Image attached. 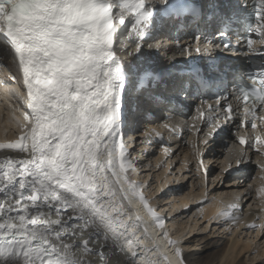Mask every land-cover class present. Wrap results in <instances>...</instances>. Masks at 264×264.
<instances>
[{
    "label": "snow or ice",
    "instance_id": "obj_1",
    "mask_svg": "<svg viewBox=\"0 0 264 264\" xmlns=\"http://www.w3.org/2000/svg\"><path fill=\"white\" fill-rule=\"evenodd\" d=\"M205 18L213 22L211 35H194L179 48L181 56L195 52L215 65L213 53L222 47L264 60V0H237L231 10L193 0H0V70L12 81L0 86L11 88L20 103L16 133L0 140V264H173L168 248L175 264H186L180 243L165 233L162 248L141 215L146 211L165 228L145 183L134 179L137 164L126 132L131 92L138 89L149 104V89L168 77L137 67L134 79L125 58L138 54V60L145 46L162 47L149 43L158 21ZM240 21L242 32L235 27ZM192 79L198 88L210 85L199 68ZM240 80L227 97L201 100L193 120H203L206 131L191 124L203 136L191 144L192 154L206 179L199 144L211 147L234 122L238 144L258 157L257 186L245 190L252 189L264 212V63L250 66ZM231 99L238 101L235 108ZM171 119L162 127L175 132ZM143 135L161 133L153 127ZM249 158L233 145L222 172ZM212 219L238 229L244 221L240 197L221 201ZM257 221L246 227L264 230ZM252 255L262 257V250Z\"/></svg>",
    "mask_w": 264,
    "mask_h": 264
},
{
    "label": "bare ground",
    "instance_id": "obj_2",
    "mask_svg": "<svg viewBox=\"0 0 264 264\" xmlns=\"http://www.w3.org/2000/svg\"><path fill=\"white\" fill-rule=\"evenodd\" d=\"M150 49L153 53L156 47ZM151 51L143 54L147 56V60L145 62L142 60V63L163 60L160 54L161 49L157 50L160 56L157 54L154 57ZM143 55H139V59L143 58ZM176 56L188 57L178 54ZM5 82L12 84L7 71L0 70V85ZM19 107L18 98L13 96L11 88L6 89L0 86V114L2 113L0 140L13 137L16 133L13 117L19 116V112L14 111ZM138 113L139 111L133 114V121L138 117ZM193 118L194 116L192 120L185 119L183 122L171 121L174 125H178L177 131L181 132L180 138H177L176 134L162 130L161 123L167 122L166 118H163L161 122L152 123L139 119L134 125L136 130H133L131 125L126 130L132 137L128 140L129 151L132 152L137 164V175L134 179L145 183V195L149 198L151 206L156 209L159 216L166 218L163 230L152 223L149 231L156 236L162 248L166 245V241L161 239L165 233L170 239L178 241L186 264H264V230H251L246 227L253 221H257L258 217H264V212L258 207L259 200L252 194V189L245 190L249 183H253V188L257 186L256 181L261 173L258 163L256 166L253 162L257 161L258 157L253 148L239 145L233 135L228 136L231 132L223 135L227 136L224 139L230 142L228 146H224L222 140L215 138L210 142L211 147L205 150L206 146L201 142L199 147L203 152L205 167L207 168L210 163L207 173L211 170V165L213 167L211 164L213 162L222 169L225 167L223 161L229 156V149L233 145L246 151L250 157L241 165L237 166L233 163V167L228 172L214 170L207 174L205 179L203 170L197 171L198 162L192 154L191 144L203 139L202 135L195 136V131L190 127L192 123L198 121H194ZM133 121L129 124H133ZM153 127L160 131L161 136L145 137L143 133ZM183 137L189 141L187 145H181V141H184ZM155 139H157L156 142L153 141ZM150 149L151 152L148 153ZM192 163L195 168L191 166ZM238 167L239 171H237ZM217 176L220 179H217ZM236 196L241 197L240 204L244 213V221L238 229L234 225L226 224L223 220L212 219L221 201L226 205L234 202ZM249 204H251L250 208L247 207ZM141 215L144 220L146 217L151 218L146 211H141ZM204 225H207L206 230H202ZM256 250H262V257L252 255ZM166 251L171 256V249L168 248Z\"/></svg>",
    "mask_w": 264,
    "mask_h": 264
},
{
    "label": "rangeland",
    "instance_id": "obj_3",
    "mask_svg": "<svg viewBox=\"0 0 264 264\" xmlns=\"http://www.w3.org/2000/svg\"><path fill=\"white\" fill-rule=\"evenodd\" d=\"M151 41V44H155L157 41H155V43H154V41L153 40H150ZM150 41H149V43H150ZM153 41V42H152ZM151 51V49L149 48V47H147V46H145L144 47V49H143V53L144 54H147V52H150ZM151 53H152V51H151ZM162 53H163V51H162ZM161 54V53H160ZM135 54H134V57H132V58H127L126 57V62L127 61H129V62H131L132 60H135L134 58H135ZM158 56H160L159 54H158ZM151 58V57H150ZM140 60V61H139ZM144 61L145 62V60H147V56L146 55H143V58L141 57L140 59H138V60H135V62L137 63L138 61V63H137V66H139V64H141L142 62L141 61ZM2 114V113H1ZM1 114H0V117H1ZM139 114V113H138ZM171 134V133H170ZM168 136H170V135H168ZM169 138V137H168ZM166 139V138H165ZM183 139H184V144H185V142H186V144L185 145H187L188 144V140H186L185 139V137H183ZM134 145H132V147H133ZM138 147V146H137ZM137 147L135 148V151L137 150ZM209 147H206L205 148V150L206 149H208ZM149 152H151V149H150V151H148V153ZM140 153V152H139ZM147 153V154H148ZM139 161H141V160H139ZM211 164H213V167H212V165H211V170L207 173V174H210L211 172H213L214 170H215V172L217 171V170H221L222 171V168H220V167H218L219 165H217L216 164V162H213V163H211ZM174 165V164H173ZM140 166H142V164H140ZM209 166H210V163H208V166H207V170H208V168H209ZM219 168V169H218ZM240 170V168L238 167V170L237 171H239ZM148 172V171H147ZM235 173V172H234ZM225 174H228V173H225ZM209 177H210V175H209ZM215 184H216V182H215ZM215 184L213 185V187L215 186ZM213 187H209V188H213ZM251 190V189H250ZM240 195V194H239ZM240 197V196H239ZM241 198V197H240ZM244 202V201H243ZM254 206V205H253Z\"/></svg>",
    "mask_w": 264,
    "mask_h": 264
}]
</instances>
